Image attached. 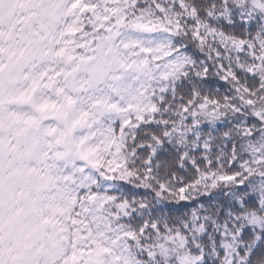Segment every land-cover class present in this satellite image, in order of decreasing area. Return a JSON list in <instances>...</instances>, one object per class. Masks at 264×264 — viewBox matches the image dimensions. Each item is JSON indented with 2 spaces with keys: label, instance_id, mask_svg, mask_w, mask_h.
<instances>
[{
  "label": "snow or ice",
  "instance_id": "1",
  "mask_svg": "<svg viewBox=\"0 0 264 264\" xmlns=\"http://www.w3.org/2000/svg\"><path fill=\"white\" fill-rule=\"evenodd\" d=\"M0 264H264V0H0Z\"/></svg>",
  "mask_w": 264,
  "mask_h": 264
}]
</instances>
